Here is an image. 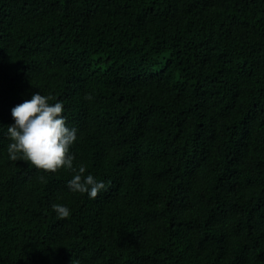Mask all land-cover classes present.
<instances>
[{"label":"trees","instance_id":"obj_1","mask_svg":"<svg viewBox=\"0 0 264 264\" xmlns=\"http://www.w3.org/2000/svg\"><path fill=\"white\" fill-rule=\"evenodd\" d=\"M37 91L95 199L9 158ZM0 264H264V0H0Z\"/></svg>","mask_w":264,"mask_h":264},{"label":"clouds","instance_id":"obj_2","mask_svg":"<svg viewBox=\"0 0 264 264\" xmlns=\"http://www.w3.org/2000/svg\"><path fill=\"white\" fill-rule=\"evenodd\" d=\"M88 100L92 96L86 95ZM51 95H41L39 91L32 94L30 100L12 108L15 123L8 125L10 140L7 151L11 160H23L36 169L56 172L61 168L71 170L74 175L67 182L72 192L87 193L95 199L106 190L102 181H97L92 174L85 175L83 164L74 167L75 156L70 152L77 140V129L66 125L62 102L50 103ZM59 218L69 217L70 210L61 204H53Z\"/></svg>","mask_w":264,"mask_h":264}]
</instances>
